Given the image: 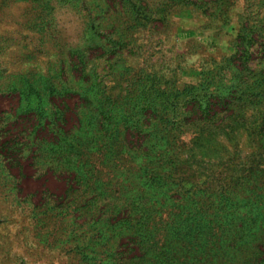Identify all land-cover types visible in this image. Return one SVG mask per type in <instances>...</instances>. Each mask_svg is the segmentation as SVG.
Wrapping results in <instances>:
<instances>
[{
	"label": "rangeland",
	"instance_id": "rangeland-1",
	"mask_svg": "<svg viewBox=\"0 0 264 264\" xmlns=\"http://www.w3.org/2000/svg\"><path fill=\"white\" fill-rule=\"evenodd\" d=\"M0 264H264V0H0Z\"/></svg>",
	"mask_w": 264,
	"mask_h": 264
}]
</instances>
